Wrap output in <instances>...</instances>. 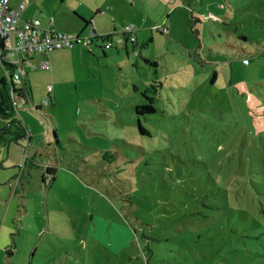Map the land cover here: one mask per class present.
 <instances>
[{
	"label": "rangeland",
	"instance_id": "374dc122",
	"mask_svg": "<svg viewBox=\"0 0 264 264\" xmlns=\"http://www.w3.org/2000/svg\"><path fill=\"white\" fill-rule=\"evenodd\" d=\"M29 1L62 24L76 5ZM163 3L104 10L102 75L57 56L54 95L18 106L32 143L0 176V264H264V0ZM125 29L147 62L117 52Z\"/></svg>",
	"mask_w": 264,
	"mask_h": 264
},
{
	"label": "crops",
	"instance_id": "0c3cea01",
	"mask_svg": "<svg viewBox=\"0 0 264 264\" xmlns=\"http://www.w3.org/2000/svg\"><path fill=\"white\" fill-rule=\"evenodd\" d=\"M13 1L15 2L17 0H13ZM74 1L76 2V5L70 6V9H73V11L71 12L70 16L68 15L69 21L66 24H62L58 21V15L55 9L53 10L54 16L44 15L41 11L43 9L42 7L43 5L40 2H38V4L33 8L29 1L23 13L21 14V17L37 18L40 20L41 25L46 24L54 28L56 31L65 34L86 33L88 30V23H83V20L81 19L86 20V22L92 19L97 27L96 29H98V31L101 34H106L104 32H107V28L104 21H102L99 18H96V16L100 15L104 10L109 11V9L114 15H116L117 14L116 12L119 10V8L121 6H125L128 0H103V1L91 0V5L86 3L88 0H74ZM145 1L146 4L155 3V6L157 7V9L155 10V14L157 15L159 14L160 11L167 10V6L164 5L163 0H145ZM87 7H89V9H87ZM39 14L42 16L39 17L38 16ZM30 15H32V17ZM147 15H149V12H147ZM50 17L53 19L52 25L49 24ZM113 26H115V23L113 24ZM114 29L115 28H113V30ZM122 32L120 33V35H122ZM136 43H137V39L135 36V41L133 43L126 42L125 45L121 44L120 47L116 50L118 53L123 52L125 56L128 57L129 51L132 52L133 49H136L135 48ZM143 45L146 46L147 42L143 41L142 46ZM140 49L141 47H139L138 49L139 50L138 54L140 55V57L148 58L147 56L140 54ZM110 54L111 52H108V50H102L96 42H94V44L91 46V49L86 48L84 46L75 45L72 48L67 49L65 51L60 52L59 50V52L57 53L53 51H49L47 53H38L37 55H35L34 53L22 54L21 63L24 67V70L26 71V74L22 79V81L19 83V87L16 86V88L26 89L28 91L27 93H29L28 97L30 102H34V99H32V88H34L36 85L41 86L43 85L44 82H51L47 84L51 85L52 91L50 94L54 95V92L56 90V73L60 70L62 66L60 65L62 58H55V57L57 56L60 57L61 55L62 56L68 55L72 58H76V60L80 62L84 68H88L90 72L99 73L100 75H102L100 70L102 67H105L107 65L102 66L101 63H108V61L106 60L100 61V58H106ZM42 58H47L49 63V68L47 69L37 68V62ZM2 68L5 74V68L4 67ZM38 70L40 72H38ZM101 89H104L103 85L101 86ZM27 101L26 103H28ZM18 142H20V139L9 140L7 143L5 142L0 143V176L3 174L4 171H7V167L4 165V162L11 157L12 150H16L17 154L18 152H20V145ZM9 171H11V174H13L14 169H11Z\"/></svg>",
	"mask_w": 264,
	"mask_h": 264
},
{
	"label": "built area",
	"instance_id": "2783aa9c",
	"mask_svg": "<svg viewBox=\"0 0 264 264\" xmlns=\"http://www.w3.org/2000/svg\"><path fill=\"white\" fill-rule=\"evenodd\" d=\"M28 3L29 0H17L15 2L13 0H0V39L2 41L0 59L14 68L12 77L16 82L24 73V67L21 63L22 54H38L55 48L72 47L78 43L91 49L94 42L99 44L98 40L103 34L95 29L92 19L86 33L65 34L54 30L51 26H42L37 18H21V14ZM52 20L50 17V25H52ZM120 40L117 38V42ZM102 44L106 50L112 47V40L108 38ZM242 61L247 63L248 59L243 58ZM38 66L39 68H47V60H40ZM18 99L23 100L21 97Z\"/></svg>",
	"mask_w": 264,
	"mask_h": 264
},
{
	"label": "trees",
	"instance_id": "16d2710c",
	"mask_svg": "<svg viewBox=\"0 0 264 264\" xmlns=\"http://www.w3.org/2000/svg\"><path fill=\"white\" fill-rule=\"evenodd\" d=\"M211 16H213V14H211ZM81 20H83V23H88V26L90 25V20L87 22L84 19H81ZM156 29H157V31H161V32L164 31V29L162 27H157ZM108 38L111 39L110 36L103 34L102 37L98 40V43L100 44V45L98 44V46L102 50L104 49L102 43ZM119 38L121 40H120V42H117V43H119L120 45L121 44L125 45L126 42L133 43L135 41V34L131 30L125 29V30H123L122 35H120ZM76 45H78V44H76ZM1 48H2V41L0 39V49ZM63 48H65V47H63ZM56 49H62V47L61 48H55V49H52L49 51H53ZM49 51H47V52H49ZM47 52H41V53H47ZM133 52L134 53L136 52L137 54L139 53V51L136 49H133ZM143 60L145 62L148 61L147 58H143ZM0 62H1V67L5 68V75H7V77L10 78V80H11V83L7 84V80L4 77L0 79V115L3 118H8L6 124L3 126L2 129H0V143L1 142L7 143L9 140H17V139H20L19 137H23L26 135L28 145H29L32 142L30 141L31 137L28 135V128H26V126L24 124L25 123L24 118L21 117L20 115L17 116V114L19 113V107L18 106H20V104L21 105L25 104L27 100L30 101L29 97H28L29 93H27L28 91L26 89H23V88L18 89L15 87L16 83H20L22 81L21 77H20V80L18 82H16L12 77V74L14 72V68L10 65H7L6 64L7 62H3L1 59H0ZM40 69H46V68H40ZM46 90H47L48 95L50 97H52V95L50 94L52 91V87H48V85H47ZM134 90L136 91V90H138V88L135 86ZM141 96L143 97L144 102H142L141 104H138V103L134 104L135 114L137 116H139V115H144V114H149V113L155 112L156 108L153 105V102H154L153 96L147 95L143 91L141 92ZM19 97H21L23 100L22 101L19 100L18 99ZM33 109H34V111L42 110L41 106H38V105H34ZM137 124H138L139 132L147 135L148 131L141 125L139 117H137ZM18 143L20 145V152H21V149L24 147H23L21 141ZM25 149H26V146H25ZM25 149H24V151H25ZM27 151L28 150H26L25 152L27 153ZM20 152H18V155ZM24 155H25V157H24ZM24 159L25 160L27 159L26 154H23V160ZM25 160L23 162L24 164H25ZM30 163H32V161H30ZM21 167L18 171L19 177H21V171H22ZM47 169H49V168H47ZM7 253L11 254L10 251H8Z\"/></svg>",
	"mask_w": 264,
	"mask_h": 264
},
{
	"label": "clouds",
	"instance_id": "9594fccd",
	"mask_svg": "<svg viewBox=\"0 0 264 264\" xmlns=\"http://www.w3.org/2000/svg\"><path fill=\"white\" fill-rule=\"evenodd\" d=\"M104 50V49H103ZM46 60H47V58H45ZM47 62H48V60H47ZM243 62V61H242ZM39 63V62H38ZM38 63H37V67L39 68V66H38ZM244 63V62H243ZM248 63V62H247ZM247 63H245V64H247ZM24 72H25V70H24Z\"/></svg>",
	"mask_w": 264,
	"mask_h": 264
},
{
	"label": "water",
	"instance_id": "95a60500",
	"mask_svg": "<svg viewBox=\"0 0 264 264\" xmlns=\"http://www.w3.org/2000/svg\"><path fill=\"white\" fill-rule=\"evenodd\" d=\"M9 83H11V80H10V78H9Z\"/></svg>",
	"mask_w": 264,
	"mask_h": 264
}]
</instances>
